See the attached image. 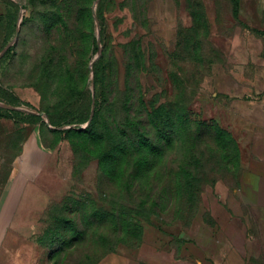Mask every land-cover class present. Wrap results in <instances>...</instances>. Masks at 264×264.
<instances>
[{"label":"rangeland","instance_id":"374dc122","mask_svg":"<svg viewBox=\"0 0 264 264\" xmlns=\"http://www.w3.org/2000/svg\"><path fill=\"white\" fill-rule=\"evenodd\" d=\"M35 144L36 264H264V0H0V209Z\"/></svg>","mask_w":264,"mask_h":264},{"label":"crops","instance_id":"0c3cea01","mask_svg":"<svg viewBox=\"0 0 264 264\" xmlns=\"http://www.w3.org/2000/svg\"><path fill=\"white\" fill-rule=\"evenodd\" d=\"M41 148L35 147L26 151L22 148L20 155H27V159L14 162L6 190L13 194L12 204L0 209V264H36L35 245L31 243L28 236L30 226L27 219L32 212L23 209L25 191L42 174L45 163H36L37 154H41ZM30 156L32 158H30ZM29 158L31 160H29ZM21 193V194H20ZM16 194V195H15ZM175 264H192L194 259L183 261L174 260Z\"/></svg>","mask_w":264,"mask_h":264}]
</instances>
